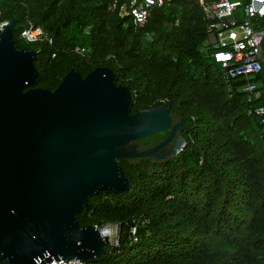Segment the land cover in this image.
<instances>
[{
  "label": "trees",
  "instance_id": "16d2710c",
  "mask_svg": "<svg viewBox=\"0 0 264 264\" xmlns=\"http://www.w3.org/2000/svg\"><path fill=\"white\" fill-rule=\"evenodd\" d=\"M110 2L0 0V21L16 18L15 46L37 52L33 87L54 90L71 69L86 76L108 66L115 83L132 91L130 113L163 105L185 125L187 142L177 155L121 159L128 192L89 196L79 223L117 224L118 243L106 241L105 254L87 262L264 264V114L256 111L264 107V63L250 77L217 63L213 54L230 45L208 41V23L193 0L155 7L144 25ZM30 22L53 42L23 40ZM253 25L264 28V17ZM167 134L139 143L147 148Z\"/></svg>",
  "mask_w": 264,
  "mask_h": 264
},
{
  "label": "water",
  "instance_id": "95a60500",
  "mask_svg": "<svg viewBox=\"0 0 264 264\" xmlns=\"http://www.w3.org/2000/svg\"><path fill=\"white\" fill-rule=\"evenodd\" d=\"M16 18L0 31V258L6 264L96 259L106 252L101 230L77 214L102 190L128 192L121 159L166 160L186 145L185 125L160 105L129 112L131 89L111 67L86 76L75 69L50 90L33 87L35 50L18 49ZM158 132L164 140L141 149ZM176 140L169 148L172 141Z\"/></svg>",
  "mask_w": 264,
  "mask_h": 264
},
{
  "label": "built area",
  "instance_id": "2783aa9c",
  "mask_svg": "<svg viewBox=\"0 0 264 264\" xmlns=\"http://www.w3.org/2000/svg\"><path fill=\"white\" fill-rule=\"evenodd\" d=\"M170 0H128L120 4L111 0L110 9L118 10L122 16L129 15L134 22L144 25L155 7H161ZM201 5L208 23V41L215 46L230 45L229 49L218 50L213 54L217 63L229 68L232 75L255 76L264 63L262 46L264 28L255 27L254 20L264 17V0H193ZM5 22L0 21V31ZM21 37L26 42H53L41 25L30 22L22 29ZM76 51L87 54L88 48L77 46ZM252 86L246 87V89ZM264 114V107L256 110ZM264 121V119H263ZM98 227V226H97ZM99 228V227H98ZM101 234L106 241L118 243V225L111 224L102 228ZM47 264H89L87 260L73 258L68 261L53 259Z\"/></svg>",
  "mask_w": 264,
  "mask_h": 264
},
{
  "label": "flooded vegetation",
  "instance_id": "af4514ba",
  "mask_svg": "<svg viewBox=\"0 0 264 264\" xmlns=\"http://www.w3.org/2000/svg\"><path fill=\"white\" fill-rule=\"evenodd\" d=\"M180 132H181V131H180ZM180 132L178 131V134H179V136H182ZM167 135H168V134H167ZM175 141H176V140L174 139V141H172V143H170L168 146L170 147L172 144L175 143ZM153 146H154V145H153ZM150 147H152V146H150ZM169 147H168V148H169ZM147 148H149V147H147ZM142 149H143V148H142Z\"/></svg>",
  "mask_w": 264,
  "mask_h": 264
},
{
  "label": "rangeland",
  "instance_id": "374dc122",
  "mask_svg": "<svg viewBox=\"0 0 264 264\" xmlns=\"http://www.w3.org/2000/svg\"><path fill=\"white\" fill-rule=\"evenodd\" d=\"M179 132H180V131H179ZM139 140H140V139H138L136 142L138 143V145H139L140 148H143L144 146L141 145V144L139 143ZM168 147H169V146H167L166 148H168ZM144 148H146V147H144Z\"/></svg>",
  "mask_w": 264,
  "mask_h": 264
}]
</instances>
